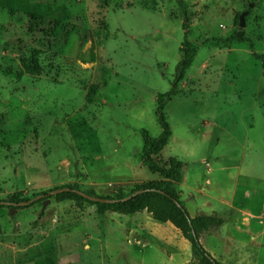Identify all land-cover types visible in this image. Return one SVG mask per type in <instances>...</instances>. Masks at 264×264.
I'll use <instances>...</instances> for the list:
<instances>
[{
	"label": "rangeland",
	"instance_id": "rangeland-1",
	"mask_svg": "<svg viewBox=\"0 0 264 264\" xmlns=\"http://www.w3.org/2000/svg\"><path fill=\"white\" fill-rule=\"evenodd\" d=\"M24 1L53 13L0 5V200L64 185L110 197L160 179L142 163L139 131H161L156 99L170 88L186 16L197 52L164 108L171 136L159 156L185 164L175 189L191 216L225 220L201 234L204 247L227 233L257 243L249 260L264 264V0H182L186 13L178 0ZM237 28L251 48L202 43ZM33 52L41 71L28 74L20 60ZM147 216L47 194L22 209L2 205L0 264H73L85 251L86 264H108L101 240L110 253L127 250L125 229Z\"/></svg>",
	"mask_w": 264,
	"mask_h": 264
},
{
	"label": "trees",
	"instance_id": "trees-1",
	"mask_svg": "<svg viewBox=\"0 0 264 264\" xmlns=\"http://www.w3.org/2000/svg\"><path fill=\"white\" fill-rule=\"evenodd\" d=\"M178 2L183 13H186L185 4H183L182 0H178ZM0 5L8 8L12 13L16 8L22 7L24 12L30 16H50L53 13V9L49 5L33 7L29 2L24 0H0ZM182 28L183 39L179 47L181 57L175 65L174 76L171 81L170 88L159 94L156 99V115L161 131L157 136L150 135L145 129H140L139 131L143 141L141 149L142 163L149 171L158 173L161 178L136 184L127 193L122 190H118L114 196L103 197L114 200L111 202L91 201L72 190L59 192L55 194L54 197L58 201H84L93 205L99 214H103L105 212L133 214L140 211H146L151 215V218L157 222L163 223L169 221L172 223V225L177 228L182 236L189 242L191 260L186 264H222L203 246L200 241V236L203 232L218 229L225 220L215 213H200L191 216L184 203L180 200L179 192L175 189V185L179 184L183 180L185 164L174 156H170L166 160H162L159 156L161 151L167 146L168 139L171 136L169 125L165 119L164 108L177 93L179 84L183 80L188 69L191 67L197 52L196 43L189 39L190 23L189 20L186 19V16L184 22L182 23ZM211 41H219L222 44H228L231 42H247L249 48L252 47V41L245 36L243 28H237L229 36L224 38H207L203 40L202 43ZM253 57L256 59L261 58L260 55L255 53H253ZM20 65L23 72L28 74H37L41 71L36 52H33V54L29 57L22 58L20 60ZM262 66H264V61H262ZM87 98L89 99V95H87ZM62 187L80 190L77 185H64L56 188ZM139 190H141L139 193L125 199L127 196ZM80 191L89 195L97 196L91 190ZM42 194L46 195L47 192H43ZM27 200H29V198L26 197V194L23 191H17L14 192L6 201L10 203H18ZM35 202L36 201H33L32 203L24 206H14V208H26ZM6 206L10 207V205Z\"/></svg>",
	"mask_w": 264,
	"mask_h": 264
},
{
	"label": "crops",
	"instance_id": "crops-1",
	"mask_svg": "<svg viewBox=\"0 0 264 264\" xmlns=\"http://www.w3.org/2000/svg\"><path fill=\"white\" fill-rule=\"evenodd\" d=\"M145 220L134 219L132 226L125 229L123 241L126 243L127 250L121 249L120 252L110 253L106 249V241L103 242L104 255L106 256L105 263L108 264H186L191 260V251L189 242L182 236L180 231L175 228L172 223L167 222H149L151 215ZM102 221V220H101ZM222 226V225H221ZM220 226V227H221ZM219 227V228H220ZM218 228V229H219ZM105 236L103 235V238ZM253 241V240H251ZM161 243V248L156 245ZM210 254L215 257L222 264L226 260L233 264H253L250 257L256 255L255 248L257 243H243L231 237L227 233L220 232L212 233L209 241ZM158 246V247H157ZM204 246V245H203ZM247 246H250L248 248ZM89 252L85 251L82 254L83 259L73 261V264H86L84 261ZM114 256V258H113ZM121 258V259H119ZM109 259H115L109 260ZM41 261L35 259L30 262H23L22 264H32ZM60 264L59 260H54L53 264ZM255 263V262H254ZM21 264V263H18ZM257 264V263H255Z\"/></svg>",
	"mask_w": 264,
	"mask_h": 264
},
{
	"label": "water",
	"instance_id": "water-1",
	"mask_svg": "<svg viewBox=\"0 0 264 264\" xmlns=\"http://www.w3.org/2000/svg\"><path fill=\"white\" fill-rule=\"evenodd\" d=\"M239 25L240 27H243L244 26V21H243V14L240 15V22H239ZM68 190H72V191H76L78 194L82 195L83 197L91 200V201H98V202H111V201H114V200H111V199H107V198H103V197H99V196H94V195H89V194H86L80 190H76V189H69L68 187H62V188H56V189H53V190H50L47 192V195H55L59 192H63V191H68ZM141 190L139 191H136L134 192L133 194L127 196L125 199L131 197L132 195H135L137 193H139ZM45 194H40V195H37L27 201H21V202H18V203H10L8 201H0V205H10L9 208H14V206H24V205H28L30 203H32L33 201H36L38 199H41L43 198ZM49 202V199H46V200H43L42 201V210L45 208L46 204Z\"/></svg>",
	"mask_w": 264,
	"mask_h": 264
}]
</instances>
